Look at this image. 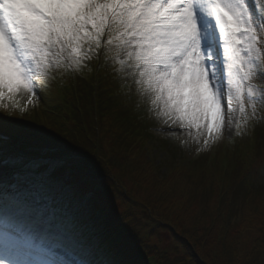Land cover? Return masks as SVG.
Segmentation results:
<instances>
[{
  "label": "snow or ice",
  "instance_id": "obj_1",
  "mask_svg": "<svg viewBox=\"0 0 264 264\" xmlns=\"http://www.w3.org/2000/svg\"><path fill=\"white\" fill-rule=\"evenodd\" d=\"M257 29L264 42V0L258 6L253 0H0V264H139L115 258L90 225L51 195L53 185L59 187L52 170L86 158L64 142L60 124L23 123L24 109L15 99L17 93L39 95L36 81L54 66L50 56L70 49L75 55L65 72L73 79L82 78L81 62L94 57L97 72L128 83V95L135 89L150 103L146 110L158 117L162 110L175 125L167 131L198 129L204 137L206 129L198 150H208L223 131L231 134L225 112L234 111L233 101L241 113L245 95L250 104L258 95L264 104V89L252 83L264 78ZM113 46L118 68L109 55ZM93 97L80 101L88 111L99 110V94ZM17 110L20 117L10 120ZM20 144L41 154L21 152ZM49 148L66 157L51 161L42 155ZM223 198L231 201L227 193ZM218 215L210 219V231ZM135 237L142 251L163 245L153 230ZM169 238L179 243L171 233ZM261 256L264 264V251Z\"/></svg>",
  "mask_w": 264,
  "mask_h": 264
},
{
  "label": "trees",
  "instance_id": "obj_2",
  "mask_svg": "<svg viewBox=\"0 0 264 264\" xmlns=\"http://www.w3.org/2000/svg\"><path fill=\"white\" fill-rule=\"evenodd\" d=\"M98 74L100 85L106 90L109 85L117 82V79L108 78L107 80L106 77L109 75L106 72L101 71ZM102 74L105 75L106 80ZM100 85L96 87L99 97L102 95L103 98H100L98 111H88V104H83L81 108L75 104L70 110L61 111L56 116V121L43 117L42 124L33 126L60 124L61 131L67 133H65L67 138L70 137L69 124L72 121L69 116L79 121L81 127H86L80 138L64 142H72L73 147L78 148L82 153L80 158H86L78 164L69 161L72 162L73 170L80 169L76 167L77 165L82 167L83 177L89 181L87 185L89 184L95 193L90 194V198H82L76 190L69 200L71 203L68 205L69 209L72 208L70 211L77 213L83 223L94 229L95 234H98V231L102 233L103 228H106L107 230L104 231L106 237L101 240L102 245L112 249L116 257L135 259L149 253V250L142 251L138 247L135 233L141 231L134 230L128 224L135 219L129 209L118 207L124 211L121 215L107 211L102 204L104 199L108 200L109 184L114 186L118 183L121 188H124L123 191L119 189L118 197L126 208L131 206L134 210L141 212L139 217L142 221L159 224L150 227L149 230L155 233L166 231L168 235L171 233L175 236L176 241L179 242L174 246L177 249L180 248V254L158 253L161 256L159 264H240V261L246 258L244 255L246 251H250L246 262L253 259L256 264H260L261 253L264 251V184L252 181L247 188L240 183L241 177L251 165L243 173L245 167L253 160L250 153L252 151L247 142L242 140L243 142L237 144L241 148L238 154H235L233 150L227 155L228 169L224 177L218 175L211 180H206L203 186L198 185L201 189L197 193L189 191V186H184L187 181L181 180L182 186L160 192L159 181L154 184L153 179L145 183L137 180L135 185L141 187L147 198L144 196L143 200L138 198L139 201H132L127 195L125 186L118 181L121 180V176L126 178L132 174V166L138 156L136 150L144 146L145 140L142 137L138 139L140 136L138 132L135 135L132 134L136 129L132 126V120L128 118L127 113L117 110V107L106 106L104 99L106 93L102 91ZM81 98L84 100L83 96ZM108 103L111 105V100ZM109 111H113V114H109ZM76 130L79 133V126ZM87 133L91 135L90 139L86 136ZM60 139L64 137L61 136ZM83 145H86V148L82 149ZM132 149L135 151H129ZM62 154L58 155L62 156ZM43 155L51 156L50 151H45ZM59 168L64 171L66 164ZM198 168L205 169V166L202 164ZM71 173L73 174L72 170ZM180 173L178 171L177 175ZM71 182L75 188L77 183ZM225 193L231 197L230 202L223 198ZM217 213L219 214L217 223L210 231V219ZM248 232H253L257 238L252 242L251 247H248L246 242L245 249H239V245H242L241 240L246 238L244 236Z\"/></svg>",
  "mask_w": 264,
  "mask_h": 264
},
{
  "label": "rangeland",
  "instance_id": "obj_3",
  "mask_svg": "<svg viewBox=\"0 0 264 264\" xmlns=\"http://www.w3.org/2000/svg\"><path fill=\"white\" fill-rule=\"evenodd\" d=\"M91 75H92L91 69H87V68L86 69L82 68L79 73V76L80 77L83 76L84 80H87L89 78L93 80V77ZM258 78L259 77H257L256 79ZM260 86L264 87V80L260 82ZM23 108H25V106ZM258 109L261 110L262 108L258 107ZM255 111H257V108H255ZM148 113L150 116H152L151 122L153 124H159L163 126L173 125L169 119L163 117L162 110H161V115L159 117L157 116V113L154 111H149ZM251 114H256V112L253 113L252 110ZM236 120H237V114L232 116L230 135L228 134L227 130L223 131L222 134H220L224 136L226 141H230L235 133V129H233V125ZM206 137H207L206 129H204V137H201L200 130L193 129L192 134L185 133V134H177L173 136L162 134L159 136L149 137L145 139L144 146L142 145L136 150L137 151L136 154L138 156L133 163L132 174H129L126 178L121 176V180L118 181L119 183H122L125 186L127 195H129V197L131 198L129 199L132 201L133 200L139 201V199L143 200L144 196L147 198L145 192H142L143 190H141V187L135 185L137 180L145 183V181L149 179H153L152 182L154 184L157 181H159L160 184L158 186L160 187L161 190L160 192H165V190H169V189L172 190L177 186H182L183 182H180L181 180L187 181V184L184 186H189L190 187L189 191L191 192L196 191L197 193L198 190L201 189V187L198 185L202 186L204 184L205 178L207 177V175L210 174L209 171H207L205 174H202L200 173V170H198L199 172L196 170L197 169L196 167L192 168L191 166L187 165L183 167L184 170V171L182 170L183 173L181 171V173L177 175L178 171H175V169L171 168L170 166H167V163L169 160L168 158H170V160L172 161L181 160L178 164L176 163V166L179 164L182 166L183 160L189 159V157L192 156V154H195L198 149L203 147L204 138ZM221 144L223 145V143ZM165 146L168 147V150H166ZM129 151H135V149ZM165 165H166V169L164 171H161V169H163ZM119 189L121 190L124 188H121V186L118 183H115L114 186H111L109 184L110 191L108 192V201L106 202V205L110 210L113 209L114 204H117L116 206L122 207L124 209H129L131 214L134 215L135 219L131 220L128 224L132 226L134 230L141 231V233L147 232L149 228L152 226L154 227L155 225H159L157 222L141 221L139 217V213H137V211L134 210L133 207L127 206L126 208V206L122 204L121 200L118 197V194L120 192ZM113 198L115 199L114 201ZM108 208L107 210H109ZM119 210L123 212L121 208ZM157 234H159V236L163 240V245L160 249H157L158 251L167 252L173 255L180 254V248L177 249L176 246L171 244L169 235L166 231L165 232L161 231L160 233ZM242 235H246V234H242ZM244 237L246 238H244V240H241L242 245H239V249H245V246L247 245L246 242L249 245L248 247H251L252 242L255 241V239L257 238V236L253 234V232H248L247 235ZM249 252L250 251H246V253L244 254L246 255V258L245 259L243 258L240 261V264H246V260H247V256L249 255Z\"/></svg>",
  "mask_w": 264,
  "mask_h": 264
}]
</instances>
